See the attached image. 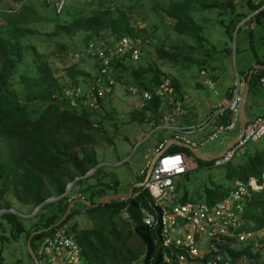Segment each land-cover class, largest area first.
<instances>
[{
	"label": "trees",
	"instance_id": "trees-1",
	"mask_svg": "<svg viewBox=\"0 0 264 264\" xmlns=\"http://www.w3.org/2000/svg\"><path fill=\"white\" fill-rule=\"evenodd\" d=\"M67 1L68 4H65L60 14H55L52 3L47 0H19L15 11L0 7V209L11 208L12 201H16L30 206L32 214L40 206L33 215L37 222L31 231H27L26 239L31 232L52 226L62 217L73 201L65 193L68 184L72 183V189L76 184L87 181L89 198L85 199L91 202H96L107 194V189L116 185L103 182L106 173L98 161L100 147L112 143L104 125L105 121L111 120L103 109L104 98L95 94L98 106L91 107L87 95L79 97L75 106L65 96L66 89L71 87H78L85 92L92 84L99 67L93 61L91 70L84 68L83 64L90 59L72 63L69 59L70 51L109 36L114 40L125 36L147 40L146 46L151 51L142 53L136 65H131L124 58L116 61L113 75L123 85L144 90L158 86L161 78L167 77L155 61L148 59L149 54L156 61L171 65L177 64L181 58L177 51H169L164 45L158 44L156 25H151V29L134 25L129 14L131 0ZM88 1L90 5L87 8L72 13L76 3L82 5ZM193 3V0L171 1L166 7L158 4L155 7L161 12L160 22L168 20L174 33L195 40L198 48L203 44L204 37L201 36L200 25L192 16ZM248 5L252 11H258L257 20L264 12V8H260L263 4L248 0ZM200 6L201 10L208 8L207 5ZM88 9L92 10L91 13L85 14ZM60 15H67L69 18L61 19ZM40 21L52 25L44 36L47 44L51 42L58 46L63 59L61 74L52 68L45 54L40 53L32 41L33 36L38 34L35 25ZM74 41L77 45L72 46ZM253 74L251 77L254 81H250V87L255 83L259 84L264 71L257 70ZM170 80L174 88V99L179 102L176 80ZM14 82L19 84L16 89ZM113 91L115 90L112 88L105 95L110 96ZM179 99L182 101L181 97ZM162 102L159 98H153L141 111L133 112L131 119L139 123H148V120L157 122ZM227 119L226 114L218 124H225ZM167 151L191 155L188 149L176 145L169 146ZM197 162L196 169L213 166L212 162ZM216 168L222 169L224 177L232 184L252 177L261 185L258 191H250L245 197L247 219L245 210L241 215L242 226L239 230L252 233V237L241 242L239 249L229 248V242L230 245L235 244L234 240L227 241L224 248H229L231 264H264V260L260 261L264 259V236L260 234L264 230V146L251 149L245 147L230 162ZM91 169L94 172L84 177ZM190 171L182 176L181 182ZM76 178L78 180L75 181ZM90 179L91 182L88 181ZM181 182L177 184L178 191ZM206 182L210 184L203 187L207 203L226 197L230 191L229 186L222 187L213 177H209L204 183ZM79 194L84 198L81 192ZM94 197L97 199L94 200ZM48 198L55 200L45 203ZM187 200L188 194L183 189L180 201ZM148 201V192L139 187L133 188L132 196L127 200L112 201L96 208L81 205L85 208L84 213L92 220H98L94 227L78 229L74 224L69 228L80 247L81 263L164 264L161 249L154 241L156 232L142 220L141 208L146 207ZM73 208L65 221L72 213L80 211ZM124 210L128 218H124ZM3 216L13 226L16 234L23 231V226L15 216ZM50 232L51 230L35 234L31 238V247L33 239L39 240ZM132 237L141 245L140 252L135 251L132 243L130 244Z\"/></svg>",
	"mask_w": 264,
	"mask_h": 264
},
{
	"label": "rangeland",
	"instance_id": "rangeland-1",
	"mask_svg": "<svg viewBox=\"0 0 264 264\" xmlns=\"http://www.w3.org/2000/svg\"><path fill=\"white\" fill-rule=\"evenodd\" d=\"M53 1L47 0L48 3H52L51 6ZM65 1L67 5L68 1ZM76 1L78 2V0ZM171 1L181 0H131L129 14L134 25H139L138 28L147 26L151 29V25H156L158 44L164 45L169 51H177L181 55L178 63L174 65L156 61L155 57L150 54L148 59L152 62L155 61L168 78L176 80L178 85L177 100L182 103L180 121L187 124L188 121L202 120L210 113L214 105L217 106L229 94L228 91L230 92L233 87L235 73L243 76L244 73L254 69L256 65L264 63V12L258 16L253 30L243 31L237 29V25L245 15L253 12L248 5V0H193L192 16L200 25L201 36L204 37L203 44L197 48L195 40L174 33L171 30L172 24L168 20L159 21L161 12L159 8L155 7V4L166 7ZM253 1L261 2L263 6L260 8H264V0ZM18 5L19 0H0V7H5L11 11L17 10ZM89 5V1L82 5L76 3L72 13L79 12ZM200 5H207L208 8L201 10ZM91 11L88 9L85 14H88L86 12L91 13ZM60 18L68 19L69 17L60 15ZM142 18L145 20L143 21ZM51 28L52 25H46L45 21L38 22L35 25L38 34L33 36L32 41L36 44L38 51L45 54L52 68L61 74L63 59L58 51V46L51 42L47 44V39L44 36ZM75 45L77 42H72V46ZM150 51L151 49L146 47L143 53ZM73 60L76 59L73 58ZM198 62H204V64L201 65ZM83 67L91 70L93 61L87 60ZM253 76L255 77V74ZM208 80L212 83L211 86L206 84ZM18 85L17 82H14L15 89L18 88ZM256 92L257 98L249 97L247 105V107L251 106L252 108V117L259 113V108L256 106L259 102L263 103L264 97L261 89L257 88ZM179 97L182 98V101ZM103 98L104 112H107L111 118L110 121L104 123L106 134L112 138L111 144L106 143L98 150L99 166L106 173L103 182L116 184L112 189L106 190L107 194L127 193L135 184L143 181L141 174L146 171L155 148L162 143L165 145L166 142L164 141L169 134L171 135V132L167 130L154 131L146 121L139 123L131 119L133 112H139L143 109L138 96H130L116 89L110 96L104 95ZM234 138L235 134L229 135L226 139L219 137L201 147L200 151L207 154L219 153ZM261 146H264V136L257 142L249 143L246 148ZM191 155L188 156L189 163L195 168L191 169L189 175L184 177L179 185V194H182L183 189L188 194L186 202L208 201L203 192V187L210 185L209 182L204 183L209 177L215 178L222 187L229 186L230 191L232 190L233 184L224 177L222 169L211 165L196 169L198 166L197 159ZM88 181L91 182V179ZM86 183L87 181L76 184L72 189L70 185H67L66 193L70 197H75L77 193L81 192L84 198H89ZM96 199L97 197H94V200ZM12 202L11 208L16 212L13 216L23 226V231L16 234L13 226L3 215L0 216V264H33L27 249L26 233L31 231L32 226L37 222V218L30 213L32 209L30 206L16 201ZM76 209L80 211L72 213L68 220L62 224L63 227L69 229L76 224L78 229H82L94 227L95 223L97 224L98 220L94 221L88 214L84 213L85 208L83 206L76 204L73 210ZM245 211V219H247L248 208ZM260 234L264 236V230ZM131 243L134 250L140 252L141 245L135 238L132 237ZM37 246L38 239L35 238L32 242L34 253ZM240 246L239 243L237 249ZM263 260L260 259L261 262ZM80 264L82 263L80 262Z\"/></svg>",
	"mask_w": 264,
	"mask_h": 264
},
{
	"label": "built area",
	"instance_id": "built-area-1",
	"mask_svg": "<svg viewBox=\"0 0 264 264\" xmlns=\"http://www.w3.org/2000/svg\"><path fill=\"white\" fill-rule=\"evenodd\" d=\"M65 0H54L55 14H60ZM253 11L246 15L237 25V29L251 31L255 27L256 15ZM148 44L147 40H136L125 36L118 40L112 37L97 39L89 42L80 49H73L69 53L72 63L80 59H90L98 65V71L93 76L92 84L83 92L78 87L67 88L65 96L70 98V104L76 105V100L84 95L90 98L91 107L98 106V96L102 97L110 89L120 90L130 96H138L144 107L153 98H159L161 109L158 112L157 122L148 120L154 131L167 130L171 135L165 139L167 148L174 143L183 144L191 149L200 151L206 144L219 137L228 138L234 135L239 123L240 108L246 87V75L235 73L233 87L229 98L224 104L213 107L202 120L190 124L180 121L182 105L174 99V88L168 77H162L158 86L152 89H140L126 86L116 81L114 63L122 58L131 65H136ZM73 58L76 60L74 61ZM206 84L211 86L208 80ZM259 85L264 90V75L259 78ZM228 119L225 124L218 121L225 115ZM264 136V115L249 120L239 137L227 151L211 162L214 167L230 162L235 155L243 151L249 143L259 141ZM164 143L154 150L157 155L155 162H148L146 171L142 172L141 187L149 194L146 207L141 208L142 220L149 228L156 232L154 239L162 252L164 264H231L229 248L237 247L252 237V233L239 230L242 226V213L245 210V197L250 191H258L261 185L255 178L247 181L238 180L232 190L222 200L207 202H182L177 190V184L182 176L191 169L188 156L183 152L170 153ZM153 155V156H154ZM264 179V174L262 175ZM72 186V185H70ZM67 192V190H66ZM72 199L82 198L79 193ZM55 200V199H53ZM125 211V210H124ZM123 211L124 218H128ZM15 215L13 208L0 209V216ZM234 240V243L229 241ZM229 242V248L224 245ZM35 256L36 264H80L82 262L80 247L74 234L63 226L51 229V232L38 240Z\"/></svg>",
	"mask_w": 264,
	"mask_h": 264
},
{
	"label": "water",
	"instance_id": "water-1",
	"mask_svg": "<svg viewBox=\"0 0 264 264\" xmlns=\"http://www.w3.org/2000/svg\"><path fill=\"white\" fill-rule=\"evenodd\" d=\"M257 70H263L264 71V65H257L255 66L254 69H252L249 73V78L252 76L253 72L254 71H257ZM248 81L246 82V87H245V90H244V95H243V101H242V104H241V108H240V119H239V123H240V133L231 141L229 142L228 144H226V146L224 147V149L219 152V153H216V154H207V153H202L200 151H197V150H194V149H191L183 144H180V143H174V145L176 146H179V147H182V148H186L190 151V153L192 154V156L197 159V160H201V161H204V162H210L212 161L213 159L215 158H219L220 156L223 155V153L225 151H227V149L232 145L234 144V142L236 141V139L239 137V135L241 134L242 130L244 129L246 123L248 122V118L246 117V114H245V104L247 102V90H248ZM167 148V144L165 145V149ZM157 158V155H154L153 158H152V162L154 163L155 160ZM94 172V169H91L90 171H88L86 173V175L84 177H87V176H90L92 173ZM78 180V178L75 179V181ZM68 185H72V183L68 184ZM142 183H137L135 184L130 190L129 192L127 193H114V194H106L104 196H102L101 198H99L96 202H91L85 198H78V199H74L67 207L66 211L64 212V214L62 215V217L55 223L53 224L52 226H49L45 229H42V230H39L37 232H34V233H31L29 235V237L27 238V249H28V252L29 254L31 255V258H32V261H33V264H36L37 262V258L34 254V251L32 250V247L30 245V242H31V238L35 235V234H41V233H44V232H48L50 231L52 228L54 227H57L59 225H61L65 219L67 218L68 214L71 212L72 208L76 205V204H80V205H83L87 208H96L100 205H104V204H107V203H110L112 201H117V200H127L129 199L131 196H132V192H133V188H139L141 187ZM66 193V192H65ZM65 195V194H64ZM54 198H48L46 202H51V201H54L53 200ZM40 208V206L36 207L32 213V215H34L38 209Z\"/></svg>",
	"mask_w": 264,
	"mask_h": 264
},
{
	"label": "crops",
	"instance_id": "crops-1",
	"mask_svg": "<svg viewBox=\"0 0 264 264\" xmlns=\"http://www.w3.org/2000/svg\"><path fill=\"white\" fill-rule=\"evenodd\" d=\"M251 3H258V4H261V2H257V1H253V0H249ZM258 65H264V63H260V64H258ZM257 66V65H256ZM251 71V70H250ZM250 71L249 72H246V73H244V74H246V82H247V80H249L248 81V90H247V102H246V104H245V114H246V117L248 118V121L249 120H252V119H254V118H256V117H259V116H263L264 115V97H263V103L262 102H259L258 103V105L256 106L257 108H259V113H257V115H255L254 117H252V114H251V112H252V108H251V106H249V107H247V105H248V101H249V97H251L252 99H256L257 98V92H256V89L257 88H259V89H261L262 90V92L264 93V90L260 87V85L259 84H256L255 83V85H251V87L249 86V83H250V81L252 80V82L254 81L253 79H252V77H250L249 78V73H250ZM251 88V90L249 91V89ZM228 93H229V91H228ZM228 96H229V94L226 96L227 98H228ZM225 97V98H226ZM225 98H223L221 101H220V103L218 104V105H220V104H223L224 102H226V100L227 99H225ZM214 107H215V105H214ZM213 108V107H212ZM211 108V109H212ZM239 119H240V117H239ZM189 122V121H188ZM196 122V121H195ZM240 123H238V125H237V127H236V130L235 131H237V133H235V137L240 133ZM168 136H170V134L168 135ZM167 136V137H168ZM167 139V138H166ZM231 142V141H230ZM179 147V146H178ZM201 152V151H200ZM203 153V152H202Z\"/></svg>",
	"mask_w": 264,
	"mask_h": 264
},
{
	"label": "clouds",
	"instance_id": "clouds-1",
	"mask_svg": "<svg viewBox=\"0 0 264 264\" xmlns=\"http://www.w3.org/2000/svg\"><path fill=\"white\" fill-rule=\"evenodd\" d=\"M231 141H232V140H231ZM229 142H230V141H229ZM229 142H228V143H229ZM228 143H227V144H228ZM152 158H153V157H152ZM210 162H211V161H210ZM54 199H55V198H54ZM73 200H74V199H73ZM59 226H60V225H59ZM34 254H35V253H34Z\"/></svg>",
	"mask_w": 264,
	"mask_h": 264
}]
</instances>
